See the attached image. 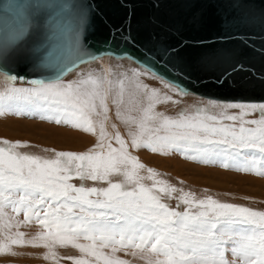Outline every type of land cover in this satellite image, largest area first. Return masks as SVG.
<instances>
[{"label": "snow or ice", "instance_id": "1", "mask_svg": "<svg viewBox=\"0 0 264 264\" xmlns=\"http://www.w3.org/2000/svg\"><path fill=\"white\" fill-rule=\"evenodd\" d=\"M88 11L81 12L82 24ZM30 27L26 22L18 31L13 40L14 50L30 35ZM41 47H33L32 53H39ZM6 53L7 48L0 50V58ZM5 79L10 86L0 93V100L54 105L58 124L65 122L80 127L83 121L87 124L86 131L93 130L87 111L95 107L98 93L81 91L88 80L64 84L59 80L33 79L25 81L28 87H17L15 82L24 80L23 76L5 74ZM223 108L219 118L215 115L200 118V112L194 117L181 114L176 120L164 117L162 127L167 134L162 136L157 135L160 127L153 129L147 123L155 117L145 114L139 125L141 134L139 137L132 134L131 146L139 148L162 141L169 148L224 152L234 159H248L253 152L264 155V103H228ZM229 109L239 112L229 114ZM257 111L258 119H245ZM114 139L119 147L109 143L106 152L101 144L98 145L101 151L94 154L57 152L54 159L16 151L26 147L20 141H0L7 145L0 147V215L6 203L14 212L23 209L25 222L35 217L49 229L40 234L41 238L53 237L62 243H74L81 252L103 264H129L127 260L105 255L101 249L109 245L138 249L147 254L148 264H228L222 249L226 240L236 245L232 250L243 255L244 264H264V212L222 203L211 196L200 200L182 198L189 207L183 212L171 209L156 194L157 185L163 182L145 186L142 183L145 178L138 171L145 166L130 154L118 132ZM250 163L255 165L258 161L253 158ZM147 171L153 172L150 168ZM73 174L81 180L104 181L107 187H77L69 182ZM113 175L122 176L123 180L113 182ZM148 179H152L151 175ZM158 191L167 193L169 189L161 187ZM171 191L176 189L171 188ZM17 192L18 199H13L12 194ZM22 235L16 234L17 237ZM81 238L91 243H75ZM11 243L23 241L17 238L11 239ZM4 247L7 245L0 244V249ZM115 251L117 248L113 247ZM153 256L164 259L153 260ZM75 264L93 262L75 259Z\"/></svg>", "mask_w": 264, "mask_h": 264}, {"label": "rangeland", "instance_id": "2", "mask_svg": "<svg viewBox=\"0 0 264 264\" xmlns=\"http://www.w3.org/2000/svg\"><path fill=\"white\" fill-rule=\"evenodd\" d=\"M110 53L99 54L91 58V62L84 61L82 65L59 79L49 80H59L64 84H78L81 80H88V84L82 86L81 91L98 93L94 101L95 107L87 111V120L91 122L93 130L86 131L87 124L83 121L80 127L65 122L58 124V113L54 111V105L43 102L33 105L23 100H0V141H20L21 145L26 147H19L16 151L49 159H54L57 152L94 154L101 151L98 147L101 144L104 145V151H107L109 141L115 137L110 133L111 129H114L112 125L119 130L122 119L127 120L129 116L138 114L130 109L126 110L129 104L136 105L144 112L149 110L147 115L155 117L149 121L155 128L160 127L161 130L157 133L160 135L167 134L162 127L164 117L176 120L181 114L194 117L200 112V118L206 115L219 118L224 112L225 104L264 103L205 98L179 83L168 80L133 56ZM5 74L11 75L8 71L0 69V83L8 88L10 85L5 79ZM25 81L29 80L18 79L15 84L17 87H28ZM145 85L148 87L145 88ZM167 97H171V100ZM116 111L118 115L115 116ZM228 112L234 114L239 110L229 109ZM259 116L257 111L250 113L245 119H258ZM123 133L119 134L127 143V150L145 166L138 170L139 175L145 178L142 183L151 187L156 181L163 182L157 185L156 194L169 208L183 212L189 206L182 202V198L200 200L211 196L222 203L237 204L264 212V155L253 152L249 154L248 159H234L232 155L224 152L201 153L191 147L169 148L162 141H154L151 146L134 148L126 141L127 133ZM140 134L141 130L136 132L138 137ZM0 147L7 145L0 143ZM253 158L258 161L255 165L250 163ZM149 168L153 170L151 174L147 171ZM150 175L152 179H148ZM111 179L113 182H121L123 177L113 175ZM69 182L77 187H107L104 181L81 180L74 174ZM161 187L169 191L160 193L158 189ZM171 188L176 191L172 192ZM12 196L13 199H18L19 193H13ZM191 210L195 211V208ZM9 224L13 226L6 227ZM48 231L49 229L42 226L35 217L25 222L23 209L18 213L14 212L12 206L6 203L3 215H0V244L7 247L0 249V264H75V259H88L93 264H103V261L97 262L94 257L81 252L74 243H62L53 237L41 238L40 234ZM17 233L23 235L17 237ZM10 238H18L23 243L13 244ZM75 243L91 242L81 238ZM113 247H116L117 251L113 252ZM234 247L236 245L232 241H225L222 245L225 259L228 264H244L243 255L233 252ZM101 251L110 258L127 260L129 264H148L147 254L135 248L109 245ZM133 252L137 254L133 255ZM151 259L162 260L164 257L153 256Z\"/></svg>", "mask_w": 264, "mask_h": 264}, {"label": "water", "instance_id": "3", "mask_svg": "<svg viewBox=\"0 0 264 264\" xmlns=\"http://www.w3.org/2000/svg\"><path fill=\"white\" fill-rule=\"evenodd\" d=\"M26 22L30 35L14 50ZM5 48L1 62L29 81L102 50L127 51L200 95L264 101V0H0ZM57 57L55 69H34Z\"/></svg>", "mask_w": 264, "mask_h": 264}, {"label": "bare ground", "instance_id": "4", "mask_svg": "<svg viewBox=\"0 0 264 264\" xmlns=\"http://www.w3.org/2000/svg\"><path fill=\"white\" fill-rule=\"evenodd\" d=\"M110 52H113L114 54H118V55H130V56H133L134 58H136L140 63H143L144 65H146V66H148L149 68H151L152 70H154L155 72H157L158 74H160V75H162V76H164L165 78H167L168 80H171V81H173V82H175V83H179V82H177V81H175V80H172V79H170V78H168L167 76H165L164 74H162V73H160L158 70H156L154 67H152L151 65H149V64H147V63H145V62H143L142 60H140V59H138L136 56H134L133 54H131L130 52H127V51H124V52H116V51H114V50H102V51H100V52H96L95 54H92V55H90V56H87V57H85V58H82V59H80V60H78V61H76L74 64H72V65H70L68 68H66V69H64L62 72H60V74L57 76V77H55V78H52V79H49V80H56V79H59L60 77H62L64 74H66L67 72H69V71H71L72 69H74V68H76V67H78V66H80V65H82L83 63H84V61L85 62H91V58H94L95 56H98L99 54H103V53H110ZM110 54H112V53H110ZM130 58V57H129ZM61 61H62V59H60V58H55V59H53V62L52 63H50V64H48L47 62H45L44 60H41V61H39L37 64H38V66L37 67H35L34 69L35 70H38V71H44V72H48V71H51V70H53V69H55L56 67H58L59 66V64L61 63ZM41 67V68H40ZM0 69H3V70H6V71H8L11 75H15V73L13 72V71H11L10 69H9V67L6 65V64H4L3 62H1V60H0ZM25 78V77H24ZM25 79H27V78H25ZM36 79H38V80H42V79H40V78H36ZM49 80H44V81H49ZM180 84V83H179ZM182 85V84H181ZM182 86H184V85H182ZM185 88H187L186 86H184ZM2 89H7L6 87H4L1 83H0V93H4L5 91L4 90H2ZM98 89V88H97ZM188 90H190L189 88H187ZM190 91H192V90H190ZM193 93H195V94H197V95H199V96H202V97H205V98H209V97H206V96H203V95H200V94H198V93H196V92H194V91H192ZM209 99H213V98H209ZM214 100H217V99H214ZM7 101H9V100H7ZM11 101V100H10ZM218 101H225V100H218ZM2 102V101H1ZM230 102H233V101H230ZM237 102H255V101H237ZM259 102H264V101H259ZM12 103V102H11ZM5 104V103H4ZM123 105V104H122ZM14 106V105H13ZM52 107V106H51ZM55 107V106H54ZM122 107V106H121ZM48 109V108H47ZM53 109V108H52ZM128 109H130V110H132L133 112H135V113H138V114H135V116L133 117V116H129L128 118L129 119H127V120H125V119H122V121H120V124H119V130H117V127L115 128V126L114 125H112L113 126V128L114 129H111V131H110V133L111 134H113V135H116V133L117 132H119L120 134H122L123 132H126L127 133V137H126V141L128 142V144L129 145H131V140H132V134H136V132L137 131H140L141 129H140V127H139V125H140V122L142 121V119H143V117L145 116V114H148L147 112H149V110H147V111H142L140 108H138L136 105H133V104H129L128 106H127V109L126 110H128ZM114 115L116 116V115H118V111H116V112H114ZM207 116V115H206ZM148 123V125H149V127H151V128H153V129H155V127L154 126H152V122L151 121H148L147 122ZM71 124V123H70ZM150 124H151V126H150ZM124 134V133H123ZM161 136L162 135H166V133H164V134H160ZM73 138V137H72ZM111 144H112V146L113 147H116V146H118V144L116 143V141H115V139H114V137H112V139H111V141H109Z\"/></svg>", "mask_w": 264, "mask_h": 264}]
</instances>
